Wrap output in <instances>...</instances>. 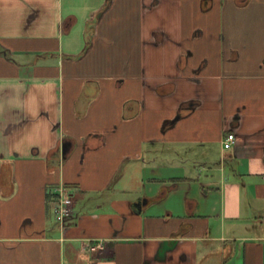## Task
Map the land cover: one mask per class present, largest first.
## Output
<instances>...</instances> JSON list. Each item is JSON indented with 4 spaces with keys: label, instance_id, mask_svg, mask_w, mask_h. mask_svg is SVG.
Wrapping results in <instances>:
<instances>
[{
    "label": "crops",
    "instance_id": "obj_1",
    "mask_svg": "<svg viewBox=\"0 0 264 264\" xmlns=\"http://www.w3.org/2000/svg\"><path fill=\"white\" fill-rule=\"evenodd\" d=\"M0 264H264V0H0Z\"/></svg>",
    "mask_w": 264,
    "mask_h": 264
},
{
    "label": "built area",
    "instance_id": "obj_2",
    "mask_svg": "<svg viewBox=\"0 0 264 264\" xmlns=\"http://www.w3.org/2000/svg\"><path fill=\"white\" fill-rule=\"evenodd\" d=\"M235 142L234 133H227L223 140L222 144L225 149L230 148ZM54 192L56 193V201L53 207V216L57 223L61 225L72 215V198L65 191L63 185H59L54 188ZM98 247L101 246V243H97Z\"/></svg>",
    "mask_w": 264,
    "mask_h": 264
},
{
    "label": "water",
    "instance_id": "obj_3",
    "mask_svg": "<svg viewBox=\"0 0 264 264\" xmlns=\"http://www.w3.org/2000/svg\"><path fill=\"white\" fill-rule=\"evenodd\" d=\"M66 150H67V149H66V146H65V145H63V148H62V153H63V154H65V153H66Z\"/></svg>",
    "mask_w": 264,
    "mask_h": 264
},
{
    "label": "rangeland",
    "instance_id": "obj_4",
    "mask_svg": "<svg viewBox=\"0 0 264 264\" xmlns=\"http://www.w3.org/2000/svg\"><path fill=\"white\" fill-rule=\"evenodd\" d=\"M55 220V219H54ZM67 223V220L64 222V224L63 225H65ZM60 226H63V225H61L60 223H58Z\"/></svg>",
    "mask_w": 264,
    "mask_h": 264
},
{
    "label": "trees",
    "instance_id": "obj_5",
    "mask_svg": "<svg viewBox=\"0 0 264 264\" xmlns=\"http://www.w3.org/2000/svg\"><path fill=\"white\" fill-rule=\"evenodd\" d=\"M92 26L89 27V29H91Z\"/></svg>",
    "mask_w": 264,
    "mask_h": 264
}]
</instances>
